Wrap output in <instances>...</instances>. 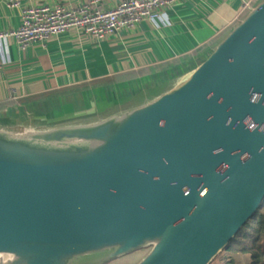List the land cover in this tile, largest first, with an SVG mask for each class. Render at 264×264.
Here are the masks:
<instances>
[{
	"label": "water",
	"instance_id": "95a60500",
	"mask_svg": "<svg viewBox=\"0 0 264 264\" xmlns=\"http://www.w3.org/2000/svg\"><path fill=\"white\" fill-rule=\"evenodd\" d=\"M264 197V0L175 87L103 120L0 130L9 264H209ZM96 263V264H97Z\"/></svg>",
	"mask_w": 264,
	"mask_h": 264
},
{
	"label": "crops",
	"instance_id": "0c3cea01",
	"mask_svg": "<svg viewBox=\"0 0 264 264\" xmlns=\"http://www.w3.org/2000/svg\"><path fill=\"white\" fill-rule=\"evenodd\" d=\"M88 1L21 4L76 7ZM118 1L98 0L96 7L108 9ZM251 1L176 0L161 9V18L143 19L101 40L77 28L23 49L11 36L0 39V130L18 133L93 123L149 102L187 78L244 10L253 8ZM246 2L249 8H242ZM19 23V8L0 0V31ZM93 81L101 83L65 91ZM106 253L81 256L75 263L96 264Z\"/></svg>",
	"mask_w": 264,
	"mask_h": 264
},
{
	"label": "built area",
	"instance_id": "2783aa9c",
	"mask_svg": "<svg viewBox=\"0 0 264 264\" xmlns=\"http://www.w3.org/2000/svg\"><path fill=\"white\" fill-rule=\"evenodd\" d=\"M90 0L76 7L59 3L24 6L21 0H4L11 8H19L20 23L15 29L0 31V39L11 36L20 48L31 42H44L71 28L80 29L94 40H101L116 31L132 28L143 19H158L161 9L176 0H119L108 9L96 7ZM244 3L242 8H249Z\"/></svg>",
	"mask_w": 264,
	"mask_h": 264
},
{
	"label": "trees",
	"instance_id": "16d2710c",
	"mask_svg": "<svg viewBox=\"0 0 264 264\" xmlns=\"http://www.w3.org/2000/svg\"><path fill=\"white\" fill-rule=\"evenodd\" d=\"M261 1L262 0H252L251 6L255 7ZM248 11V9L244 10L240 19L235 22V25L246 16ZM100 83L101 82L93 81L74 86L65 91L69 92L78 90ZM221 251L223 253L219 257V260L223 261L225 264H236V261L233 258L234 254L245 255L247 264H264V197L255 213L243 224Z\"/></svg>",
	"mask_w": 264,
	"mask_h": 264
},
{
	"label": "rangeland",
	"instance_id": "374dc122",
	"mask_svg": "<svg viewBox=\"0 0 264 264\" xmlns=\"http://www.w3.org/2000/svg\"><path fill=\"white\" fill-rule=\"evenodd\" d=\"M151 248V245H146L144 247L135 249L133 251H130L126 254L120 255L118 257H115L111 259L110 261H114L111 264H136L138 261L149 251ZM223 252H219L209 264H225L223 261L219 260V257L221 256ZM233 258L236 261V264H247L246 256L242 254H234ZM109 261V262H110ZM108 261L105 262V264L109 263Z\"/></svg>",
	"mask_w": 264,
	"mask_h": 264
},
{
	"label": "bare ground",
	"instance_id": "6f19581e",
	"mask_svg": "<svg viewBox=\"0 0 264 264\" xmlns=\"http://www.w3.org/2000/svg\"><path fill=\"white\" fill-rule=\"evenodd\" d=\"M13 259L12 254L0 253V264H9L8 262Z\"/></svg>",
	"mask_w": 264,
	"mask_h": 264
}]
</instances>
